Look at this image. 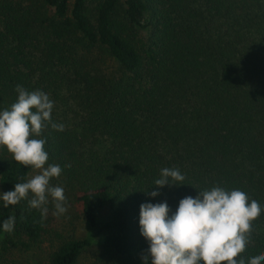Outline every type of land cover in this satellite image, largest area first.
I'll return each instance as SVG.
<instances>
[{
	"label": "trees",
	"instance_id": "obj_1",
	"mask_svg": "<svg viewBox=\"0 0 264 264\" xmlns=\"http://www.w3.org/2000/svg\"><path fill=\"white\" fill-rule=\"evenodd\" d=\"M89 6L0 0V111L16 101L18 84L49 95L52 120L64 125L41 134L47 164L62 169L50 184L80 206L88 227L77 238L53 226L51 198L43 218L27 200H0V255L34 251L45 264H79L96 245L101 264H144L142 203L167 202L175 212L182 198L219 185L264 206V0ZM166 167L184 184L154 185ZM32 169L0 146V194ZM9 217L11 233L3 230ZM262 252L264 211L242 255Z\"/></svg>",
	"mask_w": 264,
	"mask_h": 264
},
{
	"label": "clouds",
	"instance_id": "obj_2",
	"mask_svg": "<svg viewBox=\"0 0 264 264\" xmlns=\"http://www.w3.org/2000/svg\"><path fill=\"white\" fill-rule=\"evenodd\" d=\"M15 91L16 101L0 111V146L6 147L17 163L38 172L0 194V200L4 207L27 200L29 210H39L43 218L51 198L53 215L59 217L67 212V198L63 187L51 185L50 180L59 178L62 169L47 164L49 155L41 134L49 126L63 131L64 125L52 120L54 102L44 91H28L19 84ZM184 181L185 175L178 168L166 167L154 185L179 186ZM145 192L152 197L159 195L158 190ZM262 211L264 206L245 191L219 185L199 190L195 198H182L175 212L167 202L142 203L140 232L149 243L142 260L144 264L149 257L151 264H262L264 252L247 261L242 255L250 243L253 222ZM14 224L15 218L9 217L3 222V230L11 233Z\"/></svg>",
	"mask_w": 264,
	"mask_h": 264
},
{
	"label": "rangeland",
	"instance_id": "obj_3",
	"mask_svg": "<svg viewBox=\"0 0 264 264\" xmlns=\"http://www.w3.org/2000/svg\"><path fill=\"white\" fill-rule=\"evenodd\" d=\"M85 1L87 7L91 9V6H89L91 0ZM37 172L38 170L32 169L29 178L37 174ZM66 206L67 212L59 217L51 213V224L64 230L66 235L70 234L77 238L86 237L88 235V227L81 213L80 206L75 202L67 203ZM97 250L96 245L86 248L81 255L79 264H101L98 262ZM0 264H45V262L34 251L21 252L14 250L3 254V256L0 255Z\"/></svg>",
	"mask_w": 264,
	"mask_h": 264
}]
</instances>
